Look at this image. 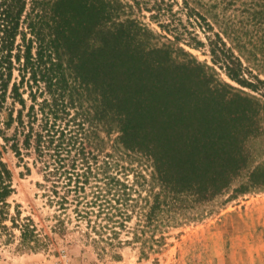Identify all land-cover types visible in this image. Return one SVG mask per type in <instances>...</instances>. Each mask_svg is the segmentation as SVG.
Returning <instances> with one entry per match:
<instances>
[{
  "label": "trees",
  "instance_id": "16d2710c",
  "mask_svg": "<svg viewBox=\"0 0 264 264\" xmlns=\"http://www.w3.org/2000/svg\"><path fill=\"white\" fill-rule=\"evenodd\" d=\"M236 1L197 0V12L189 10L197 16L199 27L211 32L206 40L214 63L229 78L254 88L255 83L243 74L242 58L248 61L254 51H264V0H240L242 8L227 13ZM151 2L147 8L153 11L150 17L159 26L165 25L170 4L166 0ZM140 4V0H0L1 243L17 239L20 248L30 249L46 244L31 216L23 215L20 204L11 198L15 188L12 169L4 159L8 149L24 167L20 174L31 171L25 156L33 155L32 164L39 166L42 175L36 183L40 196L59 211L54 228H64L66 217H72L73 227L83 226L85 234H97L107 243L125 230L131 234L125 241L140 242L141 254H147L163 242L164 228L170 223L197 217L193 207L197 182L173 175L165 155L138 138L128 116L118 117L123 114L110 89L104 88L99 99L89 93L84 109L91 128L95 129V120L101 122L106 138L98 139L93 130L81 125L74 133L61 128L57 124L60 109L47 98L39 100L41 92L34 88L50 64L61 65L63 60L85 54L115 62L122 55L173 52L169 46L175 41L158 34L170 42L158 45L156 33L133 16V8ZM173 38L178 40L176 34ZM198 44L203 42L197 39ZM179 51L184 48L175 47L174 52ZM260 128L264 134V124ZM244 140L219 141L220 150L212 156L213 183L201 188L203 201L220 196L235 180L232 197L264 188V147L260 153L251 152L244 146L250 139ZM133 185L149 186L143 205L134 202ZM133 213L138 216L136 227L127 225Z\"/></svg>",
  "mask_w": 264,
  "mask_h": 264
},
{
  "label": "rangeland",
  "instance_id": "374dc122",
  "mask_svg": "<svg viewBox=\"0 0 264 264\" xmlns=\"http://www.w3.org/2000/svg\"><path fill=\"white\" fill-rule=\"evenodd\" d=\"M166 1L170 7L163 26L150 17L151 0H140L141 7L133 8V16L156 33L158 45L170 43L158 36L161 34L175 41L169 44L170 49L181 46L184 51L122 55L115 62L85 54L63 60L61 65L50 64L34 88L41 92L39 100L47 98L60 109L57 124L61 128L74 133L81 125L93 130L98 139L106 136L101 122L95 120L97 125L91 128L84 109L89 93L99 99L104 88L110 89L123 114L118 117L128 116L138 138L165 155L173 175L197 182V203L193 204L197 217L163 227V242L147 254H141L140 242L125 241L131 239L125 230L113 243H107L97 234H85L83 226L73 227L71 216L66 217L64 228H54L59 211L40 196L36 183L42 175L39 166L32 164L33 155L25 156L31 171L20 174L24 167L8 149L4 159L13 172L15 192L11 198L20 204L23 215L31 216L46 244L20 248L17 239L1 243L0 238V264H264V188L232 197L235 180L231 188L206 202L201 190L213 183L212 156L220 150V140L250 139L246 149L263 151L264 84L255 78L264 81V51H254L248 61L242 58L243 74L256 87L229 78L209 51L206 36L211 32L199 27L197 16L189 10L197 12V0L186 4L184 0ZM239 1L227 13L238 12L235 8H242ZM217 29L214 25L213 30ZM176 31L178 40L173 38ZM197 39L203 44L197 45ZM233 51L237 53L235 48ZM239 146L240 142L233 148ZM133 190L134 202L143 205L149 186L133 185ZM137 223L138 216L133 213L127 225L136 227Z\"/></svg>",
  "mask_w": 264,
  "mask_h": 264
}]
</instances>
